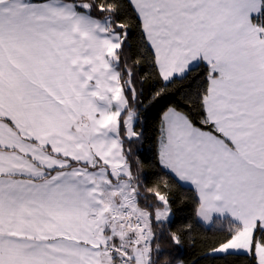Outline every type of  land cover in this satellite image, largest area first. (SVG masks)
Listing matches in <instances>:
<instances>
[{
  "label": "snow or ice",
  "instance_id": "6c2138e0",
  "mask_svg": "<svg viewBox=\"0 0 264 264\" xmlns=\"http://www.w3.org/2000/svg\"><path fill=\"white\" fill-rule=\"evenodd\" d=\"M186 242L264 264V0H0V264Z\"/></svg>",
  "mask_w": 264,
  "mask_h": 264
},
{
  "label": "trees",
  "instance_id": "16d2710c",
  "mask_svg": "<svg viewBox=\"0 0 264 264\" xmlns=\"http://www.w3.org/2000/svg\"><path fill=\"white\" fill-rule=\"evenodd\" d=\"M155 119V113L150 114L149 119L147 120L145 127L147 128L149 136L154 133L153 122ZM149 148L148 144H145V152L148 155H151L147 150ZM149 178H151V172H149ZM182 193L188 197L192 196V189L187 186H183L181 189ZM192 215V205L183 208L177 209L176 216L174 219L173 227L175 228L180 223H182L185 218H189ZM215 234V229L212 231H207L204 226H199L196 228L195 232L193 233L194 239L197 241L201 240H210L213 238ZM207 251V248L202 244H191L186 242L182 247L175 249L174 254L178 259H182L186 262V264H194L195 261L199 260V264H246L249 257L246 256H231L225 259L217 258L213 260L212 258L208 259H201L202 255Z\"/></svg>",
  "mask_w": 264,
  "mask_h": 264
},
{
  "label": "crops",
  "instance_id": "0c3cea01",
  "mask_svg": "<svg viewBox=\"0 0 264 264\" xmlns=\"http://www.w3.org/2000/svg\"><path fill=\"white\" fill-rule=\"evenodd\" d=\"M184 186H187V187H190L191 188V186H189V185H184Z\"/></svg>",
  "mask_w": 264,
  "mask_h": 264
}]
</instances>
